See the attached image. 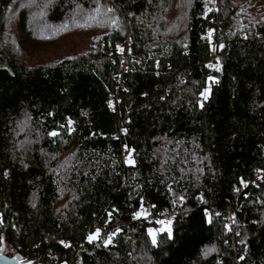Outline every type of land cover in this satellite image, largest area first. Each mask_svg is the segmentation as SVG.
<instances>
[{"label":"trees","instance_id":"1","mask_svg":"<svg viewBox=\"0 0 264 264\" xmlns=\"http://www.w3.org/2000/svg\"><path fill=\"white\" fill-rule=\"evenodd\" d=\"M0 238L18 263L264 264V2L0 0Z\"/></svg>","mask_w":264,"mask_h":264},{"label":"rangeland","instance_id":"2","mask_svg":"<svg viewBox=\"0 0 264 264\" xmlns=\"http://www.w3.org/2000/svg\"><path fill=\"white\" fill-rule=\"evenodd\" d=\"M243 2H246L247 4L249 3H263L264 0H241ZM65 43H60L56 46H49L48 48L45 49H41V57L44 59L47 58H52L55 55H57L60 51H64L65 50ZM128 160V159H127ZM163 225V223L161 224ZM151 233H153V229H151L150 231ZM96 232H92L90 233V235H94ZM0 252L2 253H6V254H12V249L11 247L5 242V240L3 238H0ZM19 264H30L28 262H20Z\"/></svg>","mask_w":264,"mask_h":264},{"label":"built area","instance_id":"3","mask_svg":"<svg viewBox=\"0 0 264 264\" xmlns=\"http://www.w3.org/2000/svg\"><path fill=\"white\" fill-rule=\"evenodd\" d=\"M115 80L117 81V84L118 85H121V83H120V79H119V76L118 77H115ZM110 97H112V95H109V98ZM118 132L120 133V127H118ZM129 152H130V148L129 147H127V146H125V145H121V147H120V153H121V157H122V159H126V156L129 154ZM143 207L144 206H140L139 207V209L138 210H136L135 212H134V215H137L138 213H140V215L142 214L143 216H145L146 218H149L150 217V215L149 214H145L144 212H143ZM167 212V209H163L162 210V212L161 213H166ZM158 213V212H157ZM156 215H158V214H156ZM114 228H112V230H113Z\"/></svg>","mask_w":264,"mask_h":264},{"label":"snow or ice","instance_id":"4","mask_svg":"<svg viewBox=\"0 0 264 264\" xmlns=\"http://www.w3.org/2000/svg\"><path fill=\"white\" fill-rule=\"evenodd\" d=\"M108 11H112V9H108ZM209 11H211V9H209ZM209 36H211V32L209 33ZM245 38H246V37H245ZM210 79H211V78H210ZM201 95L204 97V99H207V90L205 91V93H202ZM202 106H203V105L201 104V107H202ZM51 135H57V133L53 132V133H51ZM128 163L131 164V163H134V161H132V160L129 158ZM137 215H140V213H138ZM161 223H163V222L161 221ZM169 233H170V230H169ZM99 235H100L99 230H97L96 233H95L94 235H90V236L88 237V239H89V241H92V240H94V239H97V238L99 237ZM113 235H115V234H113ZM110 243H111V237H109V239L106 240V241L104 242L105 246H107V245L110 244ZM152 243H153V244L156 243V239H155V234H154V233H153V235H152ZM240 259H244V257H241Z\"/></svg>","mask_w":264,"mask_h":264},{"label":"water","instance_id":"5","mask_svg":"<svg viewBox=\"0 0 264 264\" xmlns=\"http://www.w3.org/2000/svg\"><path fill=\"white\" fill-rule=\"evenodd\" d=\"M0 264H19L15 259L4 254H0Z\"/></svg>","mask_w":264,"mask_h":264}]
</instances>
